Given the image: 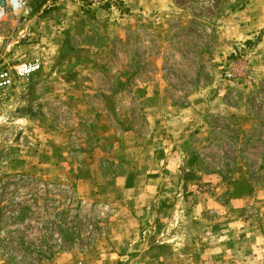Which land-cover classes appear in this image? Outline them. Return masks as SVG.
Returning a JSON list of instances; mask_svg holds the SVG:
<instances>
[{"label":"rangeland","instance_id":"rangeland-1","mask_svg":"<svg viewBox=\"0 0 264 264\" xmlns=\"http://www.w3.org/2000/svg\"><path fill=\"white\" fill-rule=\"evenodd\" d=\"M92 1L0 5V67L40 63L0 92V206L65 232L42 264H264V0Z\"/></svg>","mask_w":264,"mask_h":264},{"label":"trees","instance_id":"trees-1","mask_svg":"<svg viewBox=\"0 0 264 264\" xmlns=\"http://www.w3.org/2000/svg\"><path fill=\"white\" fill-rule=\"evenodd\" d=\"M6 189V187L2 188V190L0 188V191L4 194ZM29 195H33V197L30 196L31 198L27 201H18L13 210L9 209L12 203L0 206V244L7 250H14L15 246H20L22 247V257L28 255L37 264H42L57 252V247L59 248L61 246L60 243L62 244L67 236L63 230H55L58 224L54 221L42 222L43 218L39 216L40 208L36 197L37 194ZM45 211L47 212L49 210L45 209ZM50 211L53 213L54 210L52 209ZM53 217L55 218L54 213ZM29 218L33 220L35 229L39 231V236L35 237L34 240L28 239L27 228H20L22 222H27ZM15 219L19 220V224L11 225L10 222ZM57 220L59 221L58 218ZM16 225H19V227ZM3 255L6 256V259H13V256L7 252H4Z\"/></svg>","mask_w":264,"mask_h":264},{"label":"crops","instance_id":"crops-1","mask_svg":"<svg viewBox=\"0 0 264 264\" xmlns=\"http://www.w3.org/2000/svg\"><path fill=\"white\" fill-rule=\"evenodd\" d=\"M55 2H54V4H55ZM56 4H57V2H56ZM153 10L156 11L155 8ZM252 34H254V33L253 32L245 33V37H250ZM233 42H234V40H233ZM225 90H224V92H220V93L216 94V96L213 95V97L211 99H209V101H207L206 103H204L206 100H204V102H203V100H201V98H196L195 102H191L190 104L185 106L182 109V113L180 115V119H181L180 123H181V125H184L185 128H187L189 126V124L191 126V124L193 122H195V121H197L198 119L201 118V116L203 115V114H201L202 112L219 113L220 111H225L227 108H229V103H228V101L225 98V93H226ZM94 92H96V90L92 86H88V87L82 86V90H79L77 92L78 95H75V98H77L76 101H75V104H77L76 107H78L80 109L77 112L78 114H81V113L83 114V113H86V112L90 111L91 105L88 103V101L86 99V96L88 97L89 93H90L89 95H91ZM86 93H87V95H86ZM165 105H166V102H165ZM76 107H75V105L73 106L74 109H78ZM192 110L195 112L194 115L188 114V115H183L182 116L183 113H192L191 112ZM98 112L99 113L96 114V116L101 118L102 117V108L99 109ZM184 116H186V118H184ZM184 119H188V120L184 124H182L183 123L182 121H184ZM120 128L121 129H119V131H120L121 134H120V137L118 139H116V144L118 143L117 145H122L123 144V136L124 135H129V132L126 131V128H125L124 124H122L120 126ZM261 161L264 164V154L261 157Z\"/></svg>","mask_w":264,"mask_h":264},{"label":"built area","instance_id":"built-area-1","mask_svg":"<svg viewBox=\"0 0 264 264\" xmlns=\"http://www.w3.org/2000/svg\"><path fill=\"white\" fill-rule=\"evenodd\" d=\"M95 2L96 0H93L91 4H95ZM117 2L118 0H97V4L104 6L106 9L115 5ZM39 68L40 63L36 59L20 61L13 66L0 67V92L7 90L14 85L17 78H24L35 73Z\"/></svg>","mask_w":264,"mask_h":264},{"label":"bare ground","instance_id":"bare-ground-1","mask_svg":"<svg viewBox=\"0 0 264 264\" xmlns=\"http://www.w3.org/2000/svg\"><path fill=\"white\" fill-rule=\"evenodd\" d=\"M16 6H20V3H21V5H22V2H21V0H11ZM5 3H9V0H5ZM1 5V4H0ZM2 6V5H1ZM13 6V5H12ZM18 6V7H19ZM3 7H5V6H3ZM22 7V6H21ZM21 7H20V9L18 10V12H20L22 9H21ZM18 9V8H17Z\"/></svg>","mask_w":264,"mask_h":264},{"label":"water","instance_id":"water-1","mask_svg":"<svg viewBox=\"0 0 264 264\" xmlns=\"http://www.w3.org/2000/svg\"><path fill=\"white\" fill-rule=\"evenodd\" d=\"M0 4H1L2 6H5V0H0Z\"/></svg>","mask_w":264,"mask_h":264}]
</instances>
